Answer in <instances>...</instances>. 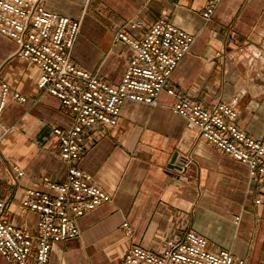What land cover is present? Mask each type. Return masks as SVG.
Returning a JSON list of instances; mask_svg holds the SVG:
<instances>
[{
  "label": "crops",
  "instance_id": "obj_1",
  "mask_svg": "<svg viewBox=\"0 0 264 264\" xmlns=\"http://www.w3.org/2000/svg\"><path fill=\"white\" fill-rule=\"evenodd\" d=\"M208 0H47L45 7L72 19L81 31L72 61L111 84H119L132 50L115 36L129 23L141 27L167 20L195 36L171 84L196 102L234 105L237 125L264 136V0H222L213 17ZM18 45L0 34V76L26 102L10 100L0 119V199L7 218L34 233L37 215L21 207L27 189L44 190L42 177L64 182L55 127L69 128L72 115L55 96L37 87L39 69L17 54ZM174 98L162 91L156 105L126 101L116 127L96 130L80 167L109 199L78 219L80 237L56 243L51 264H126L132 245L159 251L166 238L188 230L206 237L211 249H228L246 264H264V205L248 183L246 164L199 137L172 111ZM184 171L170 169L174 155ZM23 170L17 177L13 167ZM264 194V182L261 186ZM239 217V220H236ZM128 222L134 234H125ZM0 264H11L0 255Z\"/></svg>",
  "mask_w": 264,
  "mask_h": 264
},
{
  "label": "built area",
  "instance_id": "obj_2",
  "mask_svg": "<svg viewBox=\"0 0 264 264\" xmlns=\"http://www.w3.org/2000/svg\"><path fill=\"white\" fill-rule=\"evenodd\" d=\"M47 0H0V34L14 40L17 54L39 69L37 87L59 99L61 109L72 115L69 128L55 127L60 157L67 165L64 182L42 177L44 190L27 189L22 209L37 215L34 233L8 218L9 200L0 199V255L11 264H51L53 246L80 237L78 219L109 199L80 167L89 149V136L96 130L117 126L126 101L156 105L162 91L174 98L172 111L196 129L199 137L248 167L250 187H258L254 203L264 205V136L257 138L237 125L233 104L218 101L211 106L196 102L178 91L170 80L181 60L191 51L195 36L167 20H159L142 34L132 22L122 28L115 41L132 50L119 84H111L72 61L81 31V18L72 19L45 7ZM222 0H208L202 12L210 20ZM259 61L264 72V46ZM10 100L27 98L12 92L0 76V119ZM4 132L0 133V142ZM1 156V153H0ZM13 172H24L14 166ZM239 220V217H236ZM125 234L133 236L128 222ZM126 264H246L228 249H211L208 240L194 230L180 238H166L159 251L132 245Z\"/></svg>",
  "mask_w": 264,
  "mask_h": 264
},
{
  "label": "water",
  "instance_id": "obj_3",
  "mask_svg": "<svg viewBox=\"0 0 264 264\" xmlns=\"http://www.w3.org/2000/svg\"><path fill=\"white\" fill-rule=\"evenodd\" d=\"M170 169H176L178 171H184L186 167V163L182 160L178 159V155H174L168 166Z\"/></svg>",
  "mask_w": 264,
  "mask_h": 264
},
{
  "label": "rangeland",
  "instance_id": "obj_4",
  "mask_svg": "<svg viewBox=\"0 0 264 264\" xmlns=\"http://www.w3.org/2000/svg\"><path fill=\"white\" fill-rule=\"evenodd\" d=\"M4 259V258H3ZM8 262V261H7Z\"/></svg>",
  "mask_w": 264,
  "mask_h": 264
}]
</instances>
